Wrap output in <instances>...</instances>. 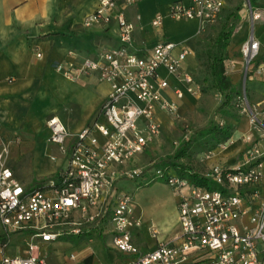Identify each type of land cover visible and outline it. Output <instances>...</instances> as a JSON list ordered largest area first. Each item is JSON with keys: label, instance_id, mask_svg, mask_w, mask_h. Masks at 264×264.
I'll return each instance as SVG.
<instances>
[{"label": "built area", "instance_id": "obj_1", "mask_svg": "<svg viewBox=\"0 0 264 264\" xmlns=\"http://www.w3.org/2000/svg\"><path fill=\"white\" fill-rule=\"evenodd\" d=\"M140 1L101 0L84 24L91 28L116 23L117 47H103L95 57L79 64L56 65L71 81L95 73L111 83L101 108L107 124L92 122L82 132L72 134L57 118L47 122L50 142L67 155V168L43 188L26 189L8 166L9 151L0 145V264H51L41 258L39 243L56 242L65 234L62 229L84 235L100 219L112 226L111 249L134 256L125 264H264L260 257L264 253V147L260 145L264 120L253 115L261 140L244 152L236 166L212 167L202 176L208 186L193 184L171 167L146 169L134 164L161 133L157 110L173 116L177 113L178 106L163 99L162 91L169 83L159 70H166L184 85L175 91L178 99L200 93L196 79L183 68L188 49L167 39L158 41L150 51L135 47V26L127 21L120 6H134ZM225 1H177L168 6L166 16L173 21L198 20L202 26L214 25ZM247 1L253 25L263 23L264 10ZM163 19L164 15H157L152 25L160 28ZM240 48L248 73L260 55V43L252 34ZM97 134L105 139L103 143ZM188 141L190 135L186 134L184 142ZM126 179L163 181L176 192L180 243L158 242L153 251L138 250L131 230L140 228L142 222L132 208V197L118 187ZM28 231L33 241H25L27 248L22 255L9 257L6 253L11 237ZM157 234L153 228L154 238ZM76 261L77 256L71 254L68 264Z\"/></svg>", "mask_w": 264, "mask_h": 264}, {"label": "crops", "instance_id": "obj_2", "mask_svg": "<svg viewBox=\"0 0 264 264\" xmlns=\"http://www.w3.org/2000/svg\"><path fill=\"white\" fill-rule=\"evenodd\" d=\"M177 1L185 4L190 2V0H142L134 6H120V9L127 21L135 26L133 33L135 47L150 51L158 41L170 40L189 50L191 64L186 63L188 57L183 63L184 70L188 72L189 69L197 70L199 66L192 53L191 39L201 28L217 23L202 26L198 20H171L166 16L168 6ZM249 1L251 3V0ZM100 2L101 0H0V135L4 133V138H12L15 141L13 147L18 150V157L24 156L26 151L30 152L28 169L19 171L13 169L16 179L26 189L44 185L67 168V155L62 153L59 145L50 142L48 121L57 118L72 134L82 132L92 122L107 124L101 114V108L109 97L111 83L100 80L95 73L78 81H71L65 79L62 72L56 68L58 64H79L93 58L103 47H117L116 23L106 27L93 25L91 28L84 24L97 10ZM227 2L228 0L225 1L223 13L227 9ZM252 4L254 8L264 10V0H253ZM238 8L241 10L237 11ZM238 8L237 19L241 20V26L237 32L244 27L248 35L254 34L262 50L264 22L254 25L251 19L249 23L246 22L243 7ZM157 15H164V22L160 28L152 25V20ZM246 38L245 35L237 37L236 34L232 42L235 44ZM240 67L241 64L236 62L232 67V74L229 75L234 84L240 80ZM159 74L169 83V88L162 91L163 99L181 108L185 97L191 95L186 94L184 98L178 99L175 91L184 89V85L166 70L160 69ZM167 116L168 114L160 109L157 110V120L161 122L162 127ZM97 137L102 143L105 141L99 134ZM251 137L256 138L249 142L248 146L239 140L225 150L218 148L212 162L215 166H236L244 152L253 143L260 141L256 132ZM154 144L155 141L139 154L135 165L144 167L145 156L155 151ZM260 145L264 147V141L261 140ZM9 163L10 160L8 166ZM21 179H25V183ZM142 182L141 185L145 187L141 190L151 187L150 182L146 180ZM119 189L121 190L120 187ZM160 189L163 194L152 197L141 195L136 203H132L135 215L141 220L142 225L140 228H133L131 236L141 253L153 251L158 242L180 243L178 195L166 185H162ZM74 215L76 218L81 216L79 213ZM93 228L100 229L102 235L107 229H110L109 233L112 232V226L106 219H100ZM153 228L158 230L156 238L152 235ZM147 236H150L153 242H149ZM142 240L145 244L140 246L139 242ZM76 256V264H86V261L92 258L89 251ZM260 257L264 259V253L260 254Z\"/></svg>", "mask_w": 264, "mask_h": 264}, {"label": "rangeland", "instance_id": "obj_3", "mask_svg": "<svg viewBox=\"0 0 264 264\" xmlns=\"http://www.w3.org/2000/svg\"><path fill=\"white\" fill-rule=\"evenodd\" d=\"M227 5L223 17L216 25L201 28L190 41L192 53L195 55L199 66L197 70H187V73L196 79L200 93L199 95L185 97L181 104L182 107L178 106L176 116L168 114L166 123L161 128L159 137L155 140L153 146L155 151L145 156L143 165L146 169L163 165V162L173 156L184 143L186 134L190 135V140L192 141L188 148L187 156L182 158L180 163L190 168L193 173H198L201 176L206 175L212 167H215L212 161L218 148L225 150V148L239 142V140L245 146H248L249 142L256 138L251 137L254 132L257 133L258 140H261V132L255 128L253 115L260 118V120H264V65H257V62L264 58V48H262L259 57L253 63L251 70L246 73V64L243 61L240 46L243 40L249 39L251 34L248 35L244 27L237 32V29L241 26V20L235 17V13L239 6L243 7L245 11L243 17L249 23L248 1L228 0ZM225 25L227 29L232 27L235 29L234 36L236 34L237 37L245 35L247 38L237 41L235 44L231 41L228 47L229 60L226 61L227 75L232 74V67L236 65V62L241 64L239 69L241 77L237 83L240 95L221 114L219 113V108L223 99L220 93L212 87V77L210 76L208 62L210 53L216 51L214 44ZM186 63L191 64L189 57ZM245 75L247 76L246 80ZM142 125L143 122L139 121V126L142 127ZM215 127L221 130L216 131L218 138L223 137L221 132L224 130H228L232 134V137L227 141L218 143L214 135L201 133L202 130L210 132ZM3 136L5 134L1 133L0 145L1 148L9 151V167L15 171L28 169L31 157L30 152L26 151L24 156L18 157V150L13 147L15 141L12 138H4ZM35 174L37 175L38 173L36 172ZM21 180L24 183L26 181L25 179ZM141 183L143 184L142 179L138 181L126 179L122 180L118 186L123 193L129 194L135 203L141 198V195L152 197L163 194L164 192L160 189L161 186H168L166 182L154 181L150 183L151 187L141 190L142 187H145ZM62 230H66L64 231L65 234L56 242L39 243L41 258L47 259L51 264H68V259L72 253L81 256L86 251L92 254V264H124L134 258V256L126 257L115 250H111L110 236L112 232L109 233L110 229L105 230V233L102 235L100 229L93 228L85 232L84 236H77L72 233L68 234V229ZM28 233L32 232L28 231L25 234L16 233L11 237V247L6 253L9 257L23 254L27 248L25 241H33V235ZM147 240L153 242L150 236H147ZM144 244V240L139 242L140 246Z\"/></svg>", "mask_w": 264, "mask_h": 264}, {"label": "trees", "instance_id": "obj_4", "mask_svg": "<svg viewBox=\"0 0 264 264\" xmlns=\"http://www.w3.org/2000/svg\"><path fill=\"white\" fill-rule=\"evenodd\" d=\"M253 0H251L252 4ZM254 5V4H253ZM241 8H238L237 11H240ZM235 17H238V12L235 13ZM234 31L235 29L229 28L227 29L226 25L221 29L218 38L216 39V42L214 44V48L216 51L211 52L209 55V71H210V76L212 77V87L216 91L220 93L222 96L223 102L219 108V113L223 114L226 111L227 107L231 106V103L233 100L240 95V90L238 89V84H234L231 76L227 75L226 73V61L229 60V55H228V47L231 44V41L234 37ZM258 66L264 65V58L259 60L257 62ZM216 131H221L219 130L218 127H215L214 130L208 132L205 130H202L201 133L203 134H212L220 143L221 141H227L232 137V134L228 132V130H224L221 132L223 134L222 138H218L216 135ZM191 141L184 142L177 150V152L168 158L167 161L163 162V165H160L159 167L161 168H168L171 167L175 169L178 173L179 176L181 177H186L192 182L193 184L197 185H206L208 186V180L198 173L195 174L192 172L190 168L185 166L183 163H180L182 158L187 156L188 153V148L191 145ZM44 185L41 184L35 189H41L43 188ZM92 258H89L86 261V264L91 263Z\"/></svg>", "mask_w": 264, "mask_h": 264}, {"label": "water", "instance_id": "obj_5", "mask_svg": "<svg viewBox=\"0 0 264 264\" xmlns=\"http://www.w3.org/2000/svg\"><path fill=\"white\" fill-rule=\"evenodd\" d=\"M245 80H246V77H245Z\"/></svg>", "mask_w": 264, "mask_h": 264}]
</instances>
